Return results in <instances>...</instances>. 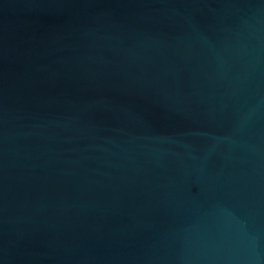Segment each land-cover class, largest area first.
Wrapping results in <instances>:
<instances>
[{"label":"water","instance_id":"95a60500","mask_svg":"<svg viewBox=\"0 0 264 264\" xmlns=\"http://www.w3.org/2000/svg\"><path fill=\"white\" fill-rule=\"evenodd\" d=\"M0 264H264V0H0Z\"/></svg>","mask_w":264,"mask_h":264}]
</instances>
